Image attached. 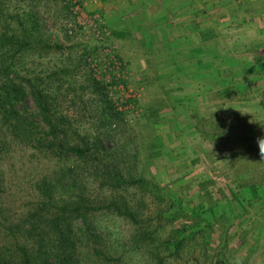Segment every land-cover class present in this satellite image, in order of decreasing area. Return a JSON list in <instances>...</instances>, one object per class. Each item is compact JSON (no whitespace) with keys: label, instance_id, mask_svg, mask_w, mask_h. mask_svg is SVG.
<instances>
[{"label":"rangeland","instance_id":"374dc122","mask_svg":"<svg viewBox=\"0 0 264 264\" xmlns=\"http://www.w3.org/2000/svg\"><path fill=\"white\" fill-rule=\"evenodd\" d=\"M7 2L12 11L38 15L37 33L53 46L25 63L35 73L57 70L59 78L71 82L75 90L68 97L77 103L72 121L79 131L97 130L105 143L109 139V131L99 127L97 97L88 87L92 73L112 84L115 105L128 111L127 122L110 131L108 145L136 160L137 173L194 205L207 203L197 195L206 179L219 198L218 188L228 195L230 184L238 191L232 183L237 177L264 189V83L257 80L264 65V0H74L68 8L65 0ZM85 47L93 52L81 65L77 60ZM66 65L68 75L61 72ZM231 80L259 83L227 96L222 84ZM64 85L62 95H67ZM69 98L61 99L64 106ZM232 148H241L243 156L226 166ZM23 160L6 161L4 167L12 177L23 167L20 177L31 170L20 165ZM128 191L140 193L133 185ZM145 198L149 214L155 205L149 195ZM258 208L240 213L225 240L220 233L212 235L214 246L224 243L222 258L229 264H264V207ZM101 218L114 237L124 242L129 236L127 221ZM148 257L138 253L131 264H151Z\"/></svg>","mask_w":264,"mask_h":264},{"label":"trees","instance_id":"16d2710c","mask_svg":"<svg viewBox=\"0 0 264 264\" xmlns=\"http://www.w3.org/2000/svg\"><path fill=\"white\" fill-rule=\"evenodd\" d=\"M37 16L12 11L7 0H0V264H131L138 253L148 254L151 264H229L222 258V241L248 206H258L257 212L264 207L261 185L237 177L232 183L238 191L230 184L228 195L218 188L219 198L206 187L212 182L206 179L197 195L207 203L194 205L175 189L137 173V151L132 161L108 145L110 131L127 122L128 111L115 105L112 84L92 73L88 87L97 97L99 127L109 131V139L105 143L97 130L79 131L72 121L77 103L68 97L75 90L71 82L59 78L57 70L35 73L25 63L53 46L37 33ZM92 52L83 48L77 62L87 65ZM69 71L67 65L61 68L66 75ZM257 80L264 83V65ZM65 83L67 95H62ZM226 83L223 92L229 96L259 82ZM61 97L69 98L67 106ZM241 148L230 150L233 158L226 166L241 159ZM15 158H23L20 165L31 170L18 177L20 166L12 177L4 164ZM130 185L140 193L130 196ZM146 195L155 205L149 214ZM103 214L127 221L131 232L124 242L102 223ZM214 233L221 234L217 247Z\"/></svg>","mask_w":264,"mask_h":264},{"label":"built area","instance_id":"2783aa9c","mask_svg":"<svg viewBox=\"0 0 264 264\" xmlns=\"http://www.w3.org/2000/svg\"><path fill=\"white\" fill-rule=\"evenodd\" d=\"M66 2H70V1H72V2H74V0H65ZM75 13H77V10L75 11ZM78 19H79V17H78ZM70 33L72 32V31H69Z\"/></svg>","mask_w":264,"mask_h":264}]
</instances>
